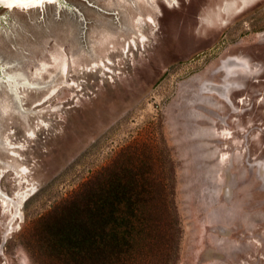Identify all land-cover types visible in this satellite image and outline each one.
Listing matches in <instances>:
<instances>
[{"label": "rangeland", "instance_id": "obj_1", "mask_svg": "<svg viewBox=\"0 0 264 264\" xmlns=\"http://www.w3.org/2000/svg\"><path fill=\"white\" fill-rule=\"evenodd\" d=\"M132 173L168 201L130 223L175 222L136 264H264V0L0 3V264H77L72 215Z\"/></svg>", "mask_w": 264, "mask_h": 264}, {"label": "trees", "instance_id": "obj_2", "mask_svg": "<svg viewBox=\"0 0 264 264\" xmlns=\"http://www.w3.org/2000/svg\"><path fill=\"white\" fill-rule=\"evenodd\" d=\"M162 184L161 179L151 173H132L126 179H111L100 192L91 194L70 219L72 224L69 225L76 231L67 238L71 260L77 264H136L133 254H145L156 247L158 236L171 237L175 222L172 220L174 210L170 208L160 212L161 221L169 229L168 235L150 222L139 226L130 223L132 218L153 219L154 209L150 204L168 201ZM60 227L63 230L66 225ZM139 231L145 232L147 237L140 242ZM173 242L160 244L163 253L173 254L178 247V244L173 246Z\"/></svg>", "mask_w": 264, "mask_h": 264}, {"label": "bare ground", "instance_id": "obj_3", "mask_svg": "<svg viewBox=\"0 0 264 264\" xmlns=\"http://www.w3.org/2000/svg\"><path fill=\"white\" fill-rule=\"evenodd\" d=\"M54 0H0V3L3 4L5 7L8 8H16V7H20V8H25V9H31V8H35L39 5L44 4L45 2H53ZM224 19V18H223ZM67 74V73H66ZM7 78V77H6ZM10 85L14 88L17 89L18 86L20 85H25V81H19L17 80V78L14 75H10L8 77ZM7 83V84H8ZM11 87V88H12ZM17 91V90H16ZM56 92V91H55ZM54 92V93H55ZM16 94V93H15ZM18 96V95H16ZM19 97V96H18ZM17 98V97H16ZM45 101V100H44ZM27 136L29 138H33L34 133L30 130L27 134ZM10 139V136L8 138V140ZM15 154L13 153V156ZM25 166V165H24ZM23 173L26 174L27 173V169L23 168ZM7 172V171H6ZM20 182V181H19ZM27 185V184H26ZM33 188H28L27 192H18V198H19V202H24L27 198L30 197L31 193H32ZM8 200V198L6 197L4 201L5 205L9 206L11 205H15L14 203V199H10L11 202L6 201ZM7 207V206H6ZM8 208L5 209V214L6 212H8ZM15 219V217H11V222Z\"/></svg>", "mask_w": 264, "mask_h": 264}]
</instances>
